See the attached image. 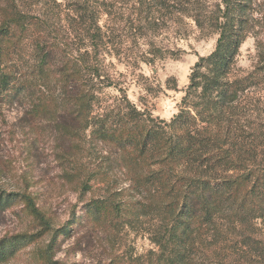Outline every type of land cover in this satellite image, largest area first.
<instances>
[{"label": "trees", "instance_id": "trees-1", "mask_svg": "<svg viewBox=\"0 0 264 264\" xmlns=\"http://www.w3.org/2000/svg\"><path fill=\"white\" fill-rule=\"evenodd\" d=\"M123 1L0 0V102L25 105L31 132L48 121L67 181L93 195L95 223L142 231L149 221L151 264H264V118L250 97L264 86V13L256 0H133L121 26ZM185 19L217 46L167 121L130 101L107 60ZM250 37L258 60L246 71ZM148 53V64L167 58ZM13 196L49 228L29 194L0 196V211ZM13 245L0 242V264Z\"/></svg>", "mask_w": 264, "mask_h": 264}, {"label": "rangeland", "instance_id": "rangeland-1", "mask_svg": "<svg viewBox=\"0 0 264 264\" xmlns=\"http://www.w3.org/2000/svg\"><path fill=\"white\" fill-rule=\"evenodd\" d=\"M132 1L119 3L114 12L120 16L121 26H125L121 18L129 15ZM256 5L264 13V0H256ZM106 20L104 17L102 23ZM165 26L138 45L125 42L123 54L109 58L107 65L111 64V75L131 102L170 121L179 112L193 67L215 51L218 36L188 19ZM182 26L186 30L181 34L177 30H183ZM258 32L264 41V24ZM156 47L167 58L146 63L145 59L154 58L148 52ZM173 54L176 59L168 57ZM257 55V37H250L241 49L239 66L251 71ZM250 97L255 98L253 105L264 118V86L252 90ZM27 109L18 102H0V196L31 195L49 228L31 215L21 198L3 199L0 242H12L15 253L2 264H151L150 252L155 248L146 234L149 221L142 231H119L112 223L102 226L89 218L85 206L93 195L67 181V165L61 158L63 143H57L45 119L37 132L29 131L23 119ZM75 215L80 219L73 223Z\"/></svg>", "mask_w": 264, "mask_h": 264}]
</instances>
